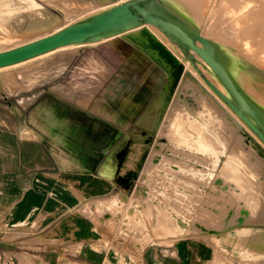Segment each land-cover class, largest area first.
Listing matches in <instances>:
<instances>
[{"label": "rangeland", "instance_id": "1", "mask_svg": "<svg viewBox=\"0 0 264 264\" xmlns=\"http://www.w3.org/2000/svg\"><path fill=\"white\" fill-rule=\"evenodd\" d=\"M218 1L184 0L186 5L188 3L187 6L190 5L188 7L192 9L190 11L196 12V17L192 12L194 18H197V21H193L199 26L200 32H208L211 36L209 38L219 43L222 49L229 53L227 54L233 59L230 69L234 77L244 91L254 97L256 89L251 73L258 77L254 71L264 70V47H258L259 44L258 46L256 44L258 39L264 42V13L256 12L251 15L249 13L255 8H264V0H233V3L226 8L219 7ZM76 2L77 0H0V25L2 26L6 25L4 20L8 15L19 14V11L20 14L23 13L22 11L26 14L30 3H33V6L30 5L29 11L34 7V12L38 14L37 23L23 31L14 32L13 28L6 26L12 31L9 29L10 32L6 34L0 26V50L28 42L37 36L50 33L59 27L107 8L106 4L103 5L94 0ZM17 9L20 10L16 11ZM35 9L37 11L40 9L38 11L40 14ZM246 18L250 19V23L246 22ZM155 30L160 32L163 39L166 38L167 44L172 45L183 64L181 61L177 64L165 63L161 58L156 62L150 51L147 53L148 50H143L139 45L125 39L123 35H115L96 42L73 44L40 58L26 61L23 65L1 69L0 117L2 115L4 118H0V128H15L18 120L13 117L16 112L25 114L29 112V118H34L33 114L37 112V108H43V106L48 108L49 103L52 102L49 98L57 95L75 100L80 98L79 102L85 109L83 112L86 116L92 117L88 110L99 92L96 97H93L94 99L90 95L102 84L112 87L114 81H119L117 85H120L121 89L117 88L115 97L109 102L111 107L113 105L119 110L115 126L120 127L119 143L123 147L121 150L123 153L121 157H117L118 162L124 163V156L131 153L133 145L142 144L145 147L136 153L132 151L134 155L142 154L140 159L136 160L138 162L135 167L127 166V172L118 175V179L122 182L120 177H124L128 172H131L132 176L134 174L133 177L131 176V181L129 178L124 187L127 197L122 192L117 193L121 197L119 201L124 210L120 219L117 215L118 207L106 209L111 213L109 221L112 227L119 229L123 226L122 234H126V230L132 226L135 233L145 237L147 232L150 233V224L154 220L153 235L157 233L160 235L163 232L167 233L171 240H175L186 236L207 237L209 233L217 241L216 235L229 226L240 225L243 221L255 224L258 222L260 224L258 230L255 225H250L246 228L247 231L242 232L249 242L248 247L245 245L242 257L236 256L230 260L233 264H264V188L257 183L258 177L264 178L263 149L246 133L251 130L233 111V116L236 117L231 119L233 125L231 121L229 122L230 118L212 102H208L205 107L202 106L203 108H197L196 114H194L195 111L191 113L193 106H188L189 110L192 108L191 112L183 113L185 109L182 107L185 101L181 103L184 96L181 95L183 92L180 90V78L184 68L187 66L194 69L201 78L203 76L212 81L204 74L205 65L199 58H196L195 66L162 31L158 28ZM242 31L246 34L239 37V34H243ZM14 33H16L15 36ZM5 34L6 37L8 34H11L10 38L14 37L12 40L9 36L3 38L2 35ZM240 47L241 53L236 52L235 48ZM145 64L157 66L158 82H152L150 77H145L144 71L140 72ZM169 76L173 79L170 83H168ZM176 85H179L178 90ZM218 86L217 88L226 94V91ZM162 89H166V99L165 104L157 112L158 122H153L149 118L145 119L144 112L151 106V100ZM107 91L112 92L111 89ZM175 91L180 100L175 96ZM30 103L33 104L30 105ZM222 103L225 104L223 101ZM100 107L109 114L115 113L116 116V111L108 110L106 105L101 103L94 102L91 110L100 117L99 114H102ZM43 111L48 123L45 128L48 125L52 126V111L50 109H43ZM237 118L241 122L237 121ZM221 119H224L223 123L219 122ZM32 122L37 121L32 119ZM39 122L43 127L44 122L37 123ZM94 122H96L95 127L102 129L99 125L100 121L94 120ZM80 126L81 132L68 138H73L72 142L82 145L84 149L82 152L92 153V149L105 143L109 136V131H105L104 134L100 130L97 135L87 134L85 124L81 123ZM242 128H246L245 131H247L245 132ZM197 137L211 143L212 151H215L216 156L211 154L214 152L196 146ZM151 158L156 160L148 163L149 166L146 165L147 160ZM235 190H240L243 198H238L241 193L235 194ZM231 211L234 214L229 215L227 219V213ZM19 246L12 249L13 253L10 255L8 264L17 262L48 264L38 254L30 251L31 248L36 247L31 241L21 243ZM4 255L9 257L7 253ZM15 255L19 257L18 261L15 260ZM0 264H6V262H2L0 258ZM60 264L80 263L75 261V258L68 257Z\"/></svg>", "mask_w": 264, "mask_h": 264}, {"label": "crops", "instance_id": "2", "mask_svg": "<svg viewBox=\"0 0 264 264\" xmlns=\"http://www.w3.org/2000/svg\"><path fill=\"white\" fill-rule=\"evenodd\" d=\"M142 71L152 82H158L156 65L145 64ZM254 72L258 75L253 73L256 95L249 97L264 112V70ZM118 82L114 81L112 87L102 84L90 95L94 99L99 92L88 110L92 117L83 112L80 98L57 95L49 98L52 102L48 108H37L34 118H29V112H16L13 117L18 120L15 128H0L2 262L8 264L12 249L31 241L36 247L30 251L48 264H60L68 257L75 258L80 264H233L230 259L242 257L249 244L242 232L250 225H255L258 230V222L243 221L240 225L229 226L216 235L217 241L209 233L207 237L186 236L175 240L163 232L153 235L154 220L150 224V233L145 234L148 240L135 233L132 226L126 234H122L123 226L112 227L111 213L106 209L118 207L120 219L123 208L117 193L126 192V184L118 179V175L127 172V166L135 167L142 154L134 155L132 151L136 153L145 147L133 145L132 151L129 150L131 153L124 156V163L117 161L123 148L119 143L120 127L115 126L119 110L111 107L109 102L115 97L117 88L121 89ZM109 89L112 92L107 91ZM94 102L105 104L108 110L116 111V116L100 107L102 114L99 115L103 120L91 110ZM43 109L52 111V126L45 128L48 123ZM0 118L4 117L1 115ZM32 119L43 121V127ZM94 120L100 121L102 129L95 127ZM81 123L85 124L87 134L109 131L106 142L94 147L89 154L82 152L83 146L72 142L73 138H68L81 132ZM153 160L156 159H148L146 165ZM258 178L257 183L264 188V178ZM238 192L241 193L238 198H243L240 190L234 191L235 194ZM233 211L227 213V219ZM15 260H19L16 255Z\"/></svg>", "mask_w": 264, "mask_h": 264}, {"label": "water", "instance_id": "3", "mask_svg": "<svg viewBox=\"0 0 264 264\" xmlns=\"http://www.w3.org/2000/svg\"><path fill=\"white\" fill-rule=\"evenodd\" d=\"M143 22L156 26L177 43L192 63H195V59L191 51L208 64L231 99L208 82L210 87L264 143V112L249 98L228 71L226 55L215 43L202 36L194 25L159 0H126L69 23L53 33L0 50V67L26 60L63 45L116 35ZM122 153L123 151H120L117 157H121Z\"/></svg>", "mask_w": 264, "mask_h": 264}, {"label": "bare ground", "instance_id": "4", "mask_svg": "<svg viewBox=\"0 0 264 264\" xmlns=\"http://www.w3.org/2000/svg\"><path fill=\"white\" fill-rule=\"evenodd\" d=\"M12 1V0H11ZM20 1V0H19ZM22 1V0H21ZM84 0H77V2L76 3H78V2H83ZM94 1H99V2H101V3H103V5H105L106 4V6H107V8H105V9H103V10H106V9H108V8H110V7H112L113 5H116V4H118V3H120V2H123V1H126V0H94ZM114 1H116V2H114ZM159 1H161L166 7H168L169 9H171L172 11H174L176 14H178V15H180L182 18H184L186 21H188L190 24H192V25H194L198 30H199V26L198 25H196V23L194 22V21H197L195 18H194V16L192 15V12H193V14H195L194 13V11H190V10H192V9H189L188 7L190 6H187L188 5V3H187V5H186V3L184 2V0L182 1V0H159ZM188 1V0H187ZM218 1V0H217ZM234 1H236V0H234ZM24 2H27V1H24ZM219 2V7H223V8H226V7H228L229 5H231L232 3H233V0H219L218 1ZM18 3V2H17ZM36 3V2H35ZM191 3V2H190ZM33 3H30V5H32ZM15 6H16V4H14ZM30 5H29V7H28V12L26 13V14H24V11H22L23 13L22 14H20L21 12L19 11V14H11V15H8V16H6V18H5V20H4V23L6 24L5 26H2V25H0L1 27H2V29L4 30V32L7 34L8 32H10L11 31V29L10 28H13L12 29V31H14V32H17V31H23V30H25V29H28V28H30V27H32L34 24H36L37 22H36V16L38 15V14H36L35 12H34V10H33V8L34 7H32V10L31 11H29L31 8H30ZM35 5V4H34ZM20 6V5H19ZM105 6V7H106ZM11 7H13V5L11 6ZM17 7V6H16ZM35 7H38V6H35ZM104 7V6H103ZM100 8V7H99ZM192 8V7H191ZM216 8V7H215ZM12 9V8H11ZM16 9V8H15ZM22 9V8H21ZM41 9V8H40ZM39 9V10H40ZM18 10H20V9H17L16 11H18ZM27 10V9H26ZM25 10V11H26ZM38 10V11H39ZM98 10V9H97ZM196 10V9H195ZM35 11H37L36 9H35ZM37 11V12H38ZM100 11H102V10H100ZM100 11H98V12H100ZM42 12V11H41ZM49 12V11H48ZM93 12V11H92ZM256 12H258V13H264V8H255L253 11H251L250 13H249V15H251V14H254V13H256ZM39 14H40V12H38ZM50 13V12H49ZM97 13V12H96ZM9 14V13H8ZM243 14H245V13H243ZM87 15H88V13H87ZM248 15V16H249ZM41 16V15H40ZM39 16V17H40ZM45 16V15H44ZM50 16H51V14H50ZM82 16V15H81ZM83 16H85V15H83ZM247 16V17H248ZM38 17V18H39ZM195 17H196V14H195ZM37 18V19H38ZM40 18H42V16L40 17ZM53 18V17H52ZM42 20V19H41ZM51 20V19H50ZM194 20V21H193ZM246 22H248V23H250V19H247L246 18ZM65 25V24H64ZM63 25V26H64ZM6 26H9L8 28L6 27ZM9 29H10V31H9ZM43 29V28H42ZM60 29V27L59 28H57V29H55V30H53V31H49L50 33H53V32H55V31H57V30H59ZM155 29H157V27L156 26H154V25H152V24H150V23H147V22H143V23H140V24H138V25H136V26H134V27H131V28H129V29H126V30H124L123 32H121V33H119V34H116V35H123L124 36V38L125 39H127L128 41H130V42H133V44L135 43L136 45H139L141 48H143V50H148V52L147 53H149V51H150V53H152V55H153V60H155L156 62L157 61H160V58L162 59V60H164L165 61V63H179L181 60H179V58L180 57H178V55H177V53L175 52V50L169 45V44H167L166 43V41H165V37H164V39L162 38V36L159 34L160 32H157ZM11 31V32H12ZM244 31H247V29H244ZM244 31H242L243 32V34H239V37H242L244 34H246V33H244ZM46 32V31H45ZM199 32H200V30H199ZM30 33H32V32H30ZM40 33V32H39ZM50 33H47V34H50ZM6 34L3 36L2 35V37L3 38H7L9 35H11V34H13V33H11V34H8V36L6 37ZM36 34V33H35ZM47 34H44V35H47ZM200 34L202 35V36H204L205 38H207V39H209L210 41H212L213 43H215L219 48H220V50L222 51V53L223 54H225L226 55V67H227V69H228V71L231 73V75L233 76V78L236 80V78L234 77V75H233V72H232V70L230 69V63L231 62H233L232 60V58H231V56L230 55H228L223 49H222V47L220 46V44L219 43H217L216 41H214L213 39H211V38H209V37H211L210 36V34L208 33V32H204V33H201L200 32ZM261 34V33H260ZM16 35V33H14V36ZM18 35V34H17ZM26 35V34H25ZM28 35V34H27ZM32 35V34H31ZM37 35H38V33H37ZM44 35H41V36H44ZM163 35V34H162ZM13 36V37H14ZM41 36H37L36 38H39V37H41ZM113 36H115V35H112V36H108V37H105V38H100V39H98V40H94V41H88V42H96V41H99V40H103V39H108V38H111V37H113ZM11 36H9V39H13V37L12 38H10ZM17 37V36H16ZM15 37V38H16ZM26 37V36H25ZM18 38H21V37H18ZM32 38V37H31ZM36 38H34V39H36ZM34 39H32V40H34ZM3 40V39H2ZM171 40V39H170ZM7 41H8V39H7ZM29 41V40H28ZM172 41V40H171ZM20 42V41H19ZM174 42V41H173ZM82 43H87V42H82ZM82 43H72V44H67V45H63V46H60V47H58V48H55V49H53V50H50V51H48V52H44V53H42V54H39V55H37V56H34V57H31V58H28V59H26V60H23V61H20V62H17V63H14V64H10V65H7V66H2V67H0V70L1 69H5V68H9V67H16V65H20V64H22L23 65V63L24 62H26V61H30V60H33V59H37V57H39L40 58V56H43V55H46V54H49V53H51V52H53V51H56V50H59V49H62V48H65V47H67V46H70V45H80V44H82ZM175 43V42H174ZM176 44V46L181 50V51H183L182 50V48L177 44V43H175ZM256 44H257V46H258V44H259V46L258 47H264V42L262 41V40H259L258 39V42H256ZM17 45H19V44H17ZM135 45V46H136ZM14 46V45H13ZM12 46V47H13ZM16 46V45H15ZM138 46V47H139ZM229 45H227V47H228ZM9 47V46H8ZM226 47V48H227ZM230 47V46H229ZM231 47H233V46H231ZM11 48V47H10ZM232 49H234V48H232ZM236 49V52H240L241 50H242V48L240 47V48H235ZM2 50V49H1ZM191 53L193 54L194 52H192L191 51ZM241 53V52H240ZM194 55V59H195V63H193L195 66H196V58H199L201 61H202V63L205 65V73L204 74H206V76L212 81V82H210L208 79H206V77H203L202 76V78L200 77V75H198V72L196 73L195 72V70L194 69H190V68H188L187 66L184 68V71H183V73H181V78H180V87H181V89L180 90H182V96H184L183 97V101L181 102L182 104H183V102H184V105H183V107L182 108H184L185 110H184V112L183 113H185L186 111H190L191 112V109L189 110V107L188 106H193L194 107V109H192V114L194 113V111L197 109V108H203L202 106H204L205 107V105L208 103V102H212V103H214L215 105H217L223 112H224V115L225 116H227V117H229L230 118V120H229V122L231 121L232 122V117H235V116H233V113H232V110H230L229 108V106L219 97V95L210 87V85L208 84V82L209 83H211L212 85H214L215 87H217L218 85L220 86V87H222L223 89H224V91H226V94H224L226 97H228V98H230L231 99V97H230V95H229V93H228V91L226 90V88L224 87V85L221 83V81L218 79V77L216 76V74L213 72V70L211 69V67L208 65V64H206L200 57H198L196 54H193ZM244 56H245V54H244ZM149 57V56H148ZM187 58V57H186ZM152 59V58H151ZM190 61V60H189ZM191 62V61H190ZM181 63L183 64V62L181 61ZM161 64V63H160ZM232 64V63H231ZM175 65V64H174ZM166 66V65H165ZM167 67V66H166ZM239 67V66H238ZM241 68V67H240ZM204 69V68H203ZM245 71V70H244ZM171 72H172V70H171ZM170 72V73H171ZM247 72V71H246ZM169 73V74H170ZM176 73V72H175ZM178 74V73H177ZM251 75H252V78L253 79H255V77H254V75H253V73H251ZM169 79V82L168 83H170V81L172 80L173 81V79L172 78H170V76L168 77ZM242 78V77H241ZM236 82L238 83V81L236 80ZM172 83V82H171ZM177 84V83H176ZM170 85V84H169ZM172 85V84H171ZM238 85L240 86V84L238 83ZM166 86H168V85H166ZM177 86V85H176ZM179 86V85H178ZM178 86H177V88H176V90H178ZM218 86V87H219ZM241 87V86H240ZM164 88H167V87H164ZM173 88V87H172ZM242 88V87H241ZM219 89V88H218ZM220 90V89H219ZM242 90H244L243 88H242ZM247 91V90H246ZM248 91H249V89H248ZM252 91V90H251ZM167 92H168V90H167ZM176 92L177 91H175V96H177L176 95ZM178 92H180V91H178ZM245 92V91H244ZM174 93V92H173ZM246 93V92H245ZM249 93V92H248ZM247 94V93H246ZM180 95V94H179ZM248 95V94H247ZM251 95V94H250ZM249 96V95H248ZM254 96V95H253ZM172 97V96H171ZM178 97V96H177ZM32 98V97H31ZM175 98V97H174ZM173 98V99H174ZM220 98V99H219ZM250 98V97H249ZM30 99V98H29ZM28 99V100H29ZM165 99H166V89H162L159 93H158V95L157 96H155V98L152 100V103H151V106H149L148 108H147V110L144 112V114H143V117L145 118V119H150L151 121H153V122H156L157 121V112H159L158 110L162 107V105L163 104H165ZM251 99V98H250ZM178 100H180L179 99V97H178ZM221 100V101H220ZM30 101V100H29ZM177 101V100H176ZM222 101L227 105H225V104H223L222 103ZM189 103L191 104V105H189ZM227 107H229V108H227ZM197 111V110H196ZM196 111H195V113L194 114H196ZM189 112V113H190ZM200 112H201V109H200ZM198 113V112H197ZM200 116V115H199ZM197 117V116H196ZM227 117H225V118H227ZM143 118V119H144ZM229 118H227V119H229ZM236 118V117H235ZM240 119V118H239ZM142 120V119H141ZM233 120H234V118H233ZM241 120V119H240ZM240 120H238V118H237V121H240ZM181 121H184V119H181ZM200 121H201V119H200ZM204 121V120H203ZM223 121H224V119H221L219 122L220 123H223ZM158 122V121H157ZM230 122V123H231ZM241 122V121H240ZM239 122V123H240ZM142 123V122H141ZM148 123V122H147ZM203 123V122H202ZM205 123V122H204ZM203 123V124H204ZM235 123H236V120H235ZM234 123V124H235ZM143 124V123H142ZM149 124V123H148ZM155 124V123H154ZM215 124V123H214ZM201 125V124H200ZM231 125H233V122H232V124ZM239 125V124H238ZM241 125H243V124H241ZM240 125V126H241ZM245 125V124H244ZM244 125H243V128H244ZM147 126V125H146ZM155 126V125H154ZM236 125H234V127H235ZM239 126V127H240ZM246 126V125H245ZM238 127V126H237ZM236 127V128H237ZM247 127V126H246ZM241 128V127H240ZM240 128H237L238 130L240 129ZM242 128V129H243ZM248 128V127H247ZM241 129V130H242ZM246 129V128H245ZM245 129H243L244 131H245ZM249 129V128H248ZM247 131V130H246ZM245 131V132H246ZM252 139H253V141H255V143L259 146V147H261L262 149H263V152H264V143L253 133V132H251V131H247L246 132ZM245 134V133H244ZM238 135V134H237ZM247 137V136H246ZM250 138V139H251ZM249 139V141H251ZM233 140V139H232ZM248 140V139H247ZM246 140V141H247ZM252 141V142H253ZM251 142V143H252ZM254 143V142H253ZM250 144V143H249ZM195 145L196 146H199L201 149H203V150H210L211 152H214V153H211V154H214L215 156H216V153H215V151H212V148H211V143H209L206 139H203V138H201V137H197L196 138V140H195ZM255 145V144H254ZM257 147V146H256ZM252 148L253 149H255L254 147H253V145H252ZM259 149V148H258ZM259 151H260V149H259ZM262 152V153H263ZM261 153V154H262ZM131 158V157H130ZM118 161V160H117ZM153 161H155V160H153ZM128 165V164H127ZM121 174V173H120ZM132 175H131V172L129 173L128 172V174H126L124 177L122 176V177H120L121 178V180H122V182L123 183H128V180H129V178H130V181H131V178L134 176V174H133V176L131 177ZM130 181H129V183H130ZM137 187V186H136Z\"/></svg>", "mask_w": 264, "mask_h": 264}]
</instances>
